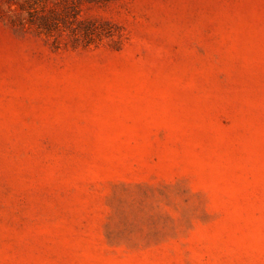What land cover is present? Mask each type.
<instances>
[{"label":"rangeland","instance_id":"rangeland-1","mask_svg":"<svg viewBox=\"0 0 264 264\" xmlns=\"http://www.w3.org/2000/svg\"><path fill=\"white\" fill-rule=\"evenodd\" d=\"M0 264H264V0H0Z\"/></svg>","mask_w":264,"mask_h":264}]
</instances>
